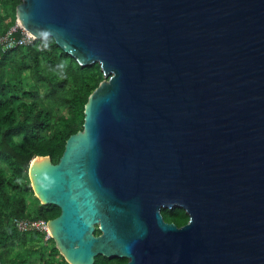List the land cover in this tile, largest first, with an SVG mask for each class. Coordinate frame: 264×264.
<instances>
[{"label": "water", "instance_id": "1", "mask_svg": "<svg viewBox=\"0 0 264 264\" xmlns=\"http://www.w3.org/2000/svg\"><path fill=\"white\" fill-rule=\"evenodd\" d=\"M16 18L104 76L60 162L29 167L68 264H264V0H22Z\"/></svg>", "mask_w": 264, "mask_h": 264}, {"label": "trees", "instance_id": "2", "mask_svg": "<svg viewBox=\"0 0 264 264\" xmlns=\"http://www.w3.org/2000/svg\"><path fill=\"white\" fill-rule=\"evenodd\" d=\"M22 0H0V36L16 27V9ZM18 30L16 37H20ZM21 59L17 69L11 64ZM30 71L41 85L25 87L21 74ZM14 72L17 77L13 75ZM104 81L99 65L82 68L62 51L52 38L29 47L0 52V261L2 264H68L55 242L49 252L37 250L44 235L22 234L14 219L55 220L61 210L43 206L30 186L29 167L37 157H49L58 164L71 136L83 131L85 106L91 94ZM165 220L178 227L190 217L182 210L163 211ZM100 236L99 230L95 233ZM21 244H32L31 255L16 251ZM95 264H126L124 260L96 258Z\"/></svg>", "mask_w": 264, "mask_h": 264}, {"label": "built area", "instance_id": "3", "mask_svg": "<svg viewBox=\"0 0 264 264\" xmlns=\"http://www.w3.org/2000/svg\"><path fill=\"white\" fill-rule=\"evenodd\" d=\"M21 31L20 37H16L17 31ZM36 39L33 35L22 29L20 26H16L10 30L7 34L0 36V52L7 53L19 48H25L33 45ZM13 225L22 234L37 232L42 235H49L48 223L42 220H30V219H14Z\"/></svg>", "mask_w": 264, "mask_h": 264}, {"label": "rangeland", "instance_id": "4", "mask_svg": "<svg viewBox=\"0 0 264 264\" xmlns=\"http://www.w3.org/2000/svg\"><path fill=\"white\" fill-rule=\"evenodd\" d=\"M20 65H21V59H17V61L15 63L11 64V68L17 69ZM12 73L14 76L17 77V74H15L14 72H12ZM21 79L23 80L25 87L29 88L33 85H37L38 87H41V85L36 83V80L30 71L23 72L21 74ZM29 187L32 189L31 181H30ZM51 239H52L51 233L49 235L48 234L45 235L43 238V242L42 243L39 242L37 244L36 249L38 251L43 249L44 252H46V253L49 252L51 247H52ZM36 249L34 248V246L32 244H21L20 246L16 247L15 250L19 251V252H23L25 255L27 254L30 256L32 251H34V250H35L34 252L37 251ZM39 259H40V254L39 253L37 254V252H36L35 256L32 259L33 264H38Z\"/></svg>", "mask_w": 264, "mask_h": 264}, {"label": "flooded vegetation", "instance_id": "5", "mask_svg": "<svg viewBox=\"0 0 264 264\" xmlns=\"http://www.w3.org/2000/svg\"><path fill=\"white\" fill-rule=\"evenodd\" d=\"M178 210H182V211H184L182 208H178ZM163 211H170V212H171L172 209H165V208H162V209H161V215H162V212H163ZM184 212H185V211H184ZM185 213H186V212H185ZM162 217H163V215H162ZM163 220H164V222L167 223V224H174V225H176L175 223H171V222L165 220L164 217H163ZM176 226H177V225H176ZM177 227H178V226H177ZM179 228H180V227H179ZM123 260L126 261V264H128L129 260H127V259H123Z\"/></svg>", "mask_w": 264, "mask_h": 264}]
</instances>
